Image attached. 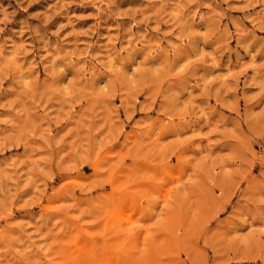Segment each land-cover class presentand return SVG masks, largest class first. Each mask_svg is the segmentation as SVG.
Wrapping results in <instances>:
<instances>
[{
    "label": "rangeland",
    "instance_id": "obj_1",
    "mask_svg": "<svg viewBox=\"0 0 264 264\" xmlns=\"http://www.w3.org/2000/svg\"><path fill=\"white\" fill-rule=\"evenodd\" d=\"M0 264H264V0H0Z\"/></svg>",
    "mask_w": 264,
    "mask_h": 264
}]
</instances>
